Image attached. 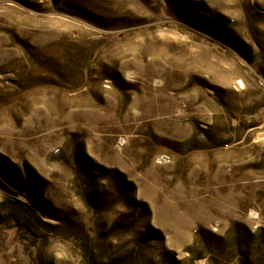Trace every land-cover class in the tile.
Instances as JSON below:
<instances>
[{
  "label": "rangeland",
  "instance_id": "1",
  "mask_svg": "<svg viewBox=\"0 0 264 264\" xmlns=\"http://www.w3.org/2000/svg\"><path fill=\"white\" fill-rule=\"evenodd\" d=\"M0 217V264H264V0H0Z\"/></svg>",
  "mask_w": 264,
  "mask_h": 264
},
{
  "label": "trees",
  "instance_id": "2",
  "mask_svg": "<svg viewBox=\"0 0 264 264\" xmlns=\"http://www.w3.org/2000/svg\"><path fill=\"white\" fill-rule=\"evenodd\" d=\"M10 216H12L13 219H15V221L17 222V225H18V226H20L21 223H22V224H25V225L27 224V223H25L24 221H20L19 218L16 216V214H15L14 212H12V211H10ZM2 220H5L4 217H0V222H2ZM27 226H28V225H27ZM28 229H29L30 231H33L32 228H31L30 226L28 227Z\"/></svg>",
  "mask_w": 264,
  "mask_h": 264
}]
</instances>
